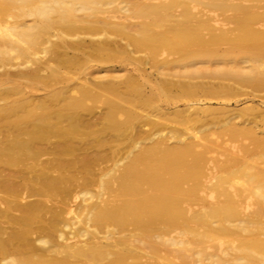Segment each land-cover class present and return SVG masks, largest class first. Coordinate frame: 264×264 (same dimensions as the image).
Wrapping results in <instances>:
<instances>
[{
  "label": "bare ground",
  "instance_id": "1",
  "mask_svg": "<svg viewBox=\"0 0 264 264\" xmlns=\"http://www.w3.org/2000/svg\"><path fill=\"white\" fill-rule=\"evenodd\" d=\"M259 119L264 0H0V264H264Z\"/></svg>",
  "mask_w": 264,
  "mask_h": 264
},
{
  "label": "rangeland",
  "instance_id": "2",
  "mask_svg": "<svg viewBox=\"0 0 264 264\" xmlns=\"http://www.w3.org/2000/svg\"><path fill=\"white\" fill-rule=\"evenodd\" d=\"M96 60V59H95ZM104 60H106L107 62H104L102 59H99V61L101 62H99L100 64H96V63H98L97 62V60L95 61L96 63H95V65H97V67L99 68V66H100V68H101V66L103 67V66H105V67H108V68H102V70L103 69H112L114 66H116L118 63L116 62L117 60H111V59H104ZM119 61V60H118ZM93 65H94V62L92 63ZM94 65V66H95ZM95 68H96V66H95ZM78 70V71H77ZM82 70V71H81ZM85 71V67L84 66H80L79 68H77L76 69V67H72L71 68V71L72 72H76V73H82V72H84ZM237 101H240L241 103H243V104H238L237 103ZM245 101H246V99L244 98V97H236V98H234L232 101H231V105H232V108H235V109H238V108H242V107H246V106H250V105H262V101L260 100V98H255L254 100H251V101H249V102H246V104H244L245 103ZM180 104V103H179ZM180 106L181 107H183L182 106V102H181V104H180ZM218 105L216 104V102H214V104H213V107H217ZM100 110L101 109H99L98 111L100 112ZM147 110H150V108H148ZM102 111V110H101ZM79 116H81V119H79L78 118V123L80 122H82V123H84L85 125H88V119H89V117L90 116H92V115H90V116H88V115H83V114H81V115H79ZM96 116H98V115H95V116H92L93 118H92V120H91V123H93L94 121L93 120H96L97 118H96ZM233 117H235L234 115H231V114H227L226 116H224V117H219V119H217V120H215V122L214 121H209L207 124L208 125H206V127H204L203 126V128L202 129H204L203 131H205V133H211L212 131L214 132V130H216V129H218L217 127H219V128H223V126L225 125V126H227L226 124H227V122H228V120L230 121V119L231 118H233ZM83 118V119H82ZM91 118V117H90ZM154 119V118H153ZM155 119H158V118H155ZM159 121H161V122H164L163 120H160V119H158ZM219 120V121H218ZM235 120H239V119H234V121ZM32 123H34V122H31V124L30 123H28L27 124V126L28 127H30V126H33L32 125ZM103 123V124H102ZM101 123V125H95L94 126V128L96 129V128H98V127H102L103 125L106 127L107 126V123H105V122H102ZM212 123H215V124H212ZM259 123V124H258ZM212 124V125H211ZM257 127L260 129H264V127H263V125H264V121H261L260 119L258 120V122H257ZM171 126L173 125V124H170ZM175 125V126H174ZM172 127H177L178 125L177 124H174ZM196 125V129L195 128H193V126L192 127H190L191 128V130L192 131H201V128H199V127H202V125L201 126H198V124H195ZM147 127V128H146ZM182 127V126H181ZM184 127L185 126H183V128L181 129V128H179V127H177V128H179L180 130H182L183 131V133L181 134L180 133V138L182 139V138H184L187 134H186V131L184 130ZM144 128V127H143ZM145 128H146V130L149 128V125H146L145 126ZM197 128H199V130L197 129ZM168 129V130H167ZM165 128V129H163V130H161V134H168L169 135V131H170V129L169 128ZM186 129V128H185ZM181 131V132H182ZM202 133H204V132H202ZM112 134V133H111ZM111 134L109 133V135H110V137L108 136V134H105V137H106V139H107V141L108 142H111V145H115V144H117V145H122V146H124L122 143H124V144H126L127 146H129V142L128 141H124L123 140V142H121V141H119V140H117V139H115V138H113L112 136H111ZM160 134V135H161ZM162 136V135H161ZM165 136V135H164ZM112 137V138H111ZM108 138H109V140H108ZM111 138V139H110ZM212 139H214V140H218L219 141V144H221V143H223L224 142V146L223 147H219L218 149H216V151L215 152H213L212 153V156H214V157H217V158H219V159H224V156L226 155V151L227 150H230L234 145L237 147V148H235V150L237 151L238 149H239V144H243V143H245V144H248V141H246V142H232L227 136H219V137H217L216 135L215 136H212L211 137ZM115 141H117V142H115ZM114 142V143H113ZM121 142V143H120ZM126 142H128V143H126ZM225 153V154H224ZM112 165V163L110 162H108L107 163V165Z\"/></svg>",
  "mask_w": 264,
  "mask_h": 264
}]
</instances>
